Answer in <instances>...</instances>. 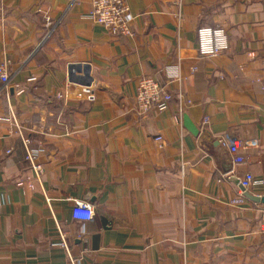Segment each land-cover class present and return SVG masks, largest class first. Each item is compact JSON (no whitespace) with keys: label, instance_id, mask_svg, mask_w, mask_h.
Here are the masks:
<instances>
[{"label":"crops","instance_id":"0c3cea01","mask_svg":"<svg viewBox=\"0 0 264 264\" xmlns=\"http://www.w3.org/2000/svg\"><path fill=\"white\" fill-rule=\"evenodd\" d=\"M92 1L0 0V264H264V204L240 186L264 197V0H126L132 38L92 23ZM202 27L228 50L200 58ZM144 77L165 111L137 115ZM68 197L93 219L70 221Z\"/></svg>","mask_w":264,"mask_h":264},{"label":"built area","instance_id":"2783aa9c","mask_svg":"<svg viewBox=\"0 0 264 264\" xmlns=\"http://www.w3.org/2000/svg\"><path fill=\"white\" fill-rule=\"evenodd\" d=\"M88 19L95 25L100 26L103 30L114 38L127 37L132 38L135 32L132 30L133 17L130 14L129 7L126 0H93L91 10L88 13ZM196 51L200 58H215L220 54L226 52L229 48L228 39L224 30L220 27H202L196 32ZM10 82V75L8 71V64L6 62L0 63V86L5 87ZM81 94L85 95L88 101H93L94 97L90 87H83ZM181 97V95H178ZM173 96L168 91L166 86L157 82L156 80L144 77L137 81L134 108L137 115H144L151 110L165 111ZM189 103V102H187ZM161 137L155 138V141L161 143ZM28 142L25 141V144ZM240 146L233 143L229 146V153L233 157V164L243 163V158L238 155ZM36 154L26 151L25 161L31 164L32 169L38 176L41 173L39 166L34 165L33 162ZM251 175H246L240 182L243 191L246 192L254 185H259ZM66 202L70 205V221L79 223L90 222L94 217L92 206L87 200H78L68 197ZM243 203V198L233 200L231 204L240 205ZM82 231V229H81ZM258 233L264 246V211L259 220ZM59 246L67 250L65 243V235L60 232Z\"/></svg>","mask_w":264,"mask_h":264},{"label":"water","instance_id":"95a60500","mask_svg":"<svg viewBox=\"0 0 264 264\" xmlns=\"http://www.w3.org/2000/svg\"><path fill=\"white\" fill-rule=\"evenodd\" d=\"M76 72V74L77 73H82V75H84V76H87V71L86 70H83L82 72L79 70V68H69L68 69V77H69V79H70V81H72V82H79V81H85V80H81V79H79V81L78 80H75V79H73V74ZM83 82H81L82 84H86L85 82L83 83ZM244 192V191H243ZM244 198H246L247 200H249L250 202H253V203H255V204H264V197H254V196H251V195H249L247 192H244Z\"/></svg>","mask_w":264,"mask_h":264}]
</instances>
